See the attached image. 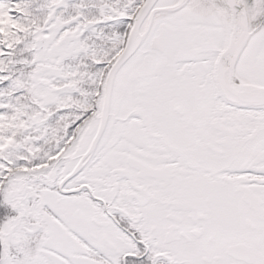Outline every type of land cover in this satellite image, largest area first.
Here are the masks:
<instances>
[{
  "label": "snow or ice",
  "instance_id": "1",
  "mask_svg": "<svg viewBox=\"0 0 264 264\" xmlns=\"http://www.w3.org/2000/svg\"><path fill=\"white\" fill-rule=\"evenodd\" d=\"M0 0V264H264V0Z\"/></svg>",
  "mask_w": 264,
  "mask_h": 264
},
{
  "label": "flooded vegetation",
  "instance_id": "2",
  "mask_svg": "<svg viewBox=\"0 0 264 264\" xmlns=\"http://www.w3.org/2000/svg\"><path fill=\"white\" fill-rule=\"evenodd\" d=\"M216 3L221 7H228L227 0H216ZM253 3H254V0H252V5H253ZM242 5H243V7H245V5H247L246 0L244 1V3ZM249 7H251V6H249ZM239 9H241V8H239ZM263 19H264V14L257 17L256 20L251 21V26L256 30H260L261 28H264V20Z\"/></svg>",
  "mask_w": 264,
  "mask_h": 264
},
{
  "label": "water",
  "instance_id": "3",
  "mask_svg": "<svg viewBox=\"0 0 264 264\" xmlns=\"http://www.w3.org/2000/svg\"><path fill=\"white\" fill-rule=\"evenodd\" d=\"M246 4H247V6H252V0H246ZM236 7H237V11L243 10V8H244L242 4H238ZM239 8H241V9H239Z\"/></svg>",
  "mask_w": 264,
  "mask_h": 264
},
{
  "label": "rangeland",
  "instance_id": "4",
  "mask_svg": "<svg viewBox=\"0 0 264 264\" xmlns=\"http://www.w3.org/2000/svg\"><path fill=\"white\" fill-rule=\"evenodd\" d=\"M264 20V19H263Z\"/></svg>",
  "mask_w": 264,
  "mask_h": 264
}]
</instances>
